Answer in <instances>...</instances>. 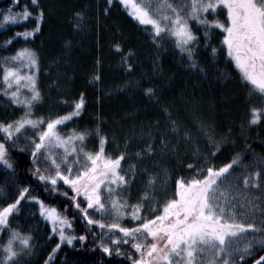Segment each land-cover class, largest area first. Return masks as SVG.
<instances>
[{"label": "snow or ice", "instance_id": "snow-or-ice-1", "mask_svg": "<svg viewBox=\"0 0 264 264\" xmlns=\"http://www.w3.org/2000/svg\"><path fill=\"white\" fill-rule=\"evenodd\" d=\"M112 2L107 0L109 5ZM119 2L140 24L151 26L154 42L159 44L165 36L172 38L193 69L199 64L196 52L201 38L207 41L210 33L221 31V46L226 57L240 70L249 96L258 95L261 100L258 106L253 104L250 107L249 123L264 120V0ZM31 3L36 8L35 12L27 5L21 11H13L19 7V0H12V4L3 10L0 27L9 21L35 20L31 28L17 31L3 41L5 48L17 37L27 41L40 32L44 10L39 7V0H31ZM81 17V13H76L77 20ZM201 28L204 29L202 37ZM114 47L121 49L120 43ZM217 51L216 47H211L213 56ZM130 55L131 50L124 57L128 69L132 68V64L127 63ZM39 71L38 53L27 44L17 48L13 54L0 57V82L3 84L0 93L24 109L16 119L0 120V166L5 169L11 188L6 192L0 186V199L7 201L0 206V233H8L6 242L0 244V264H19L21 254L32 250L31 233H23L10 224V217L24 206L22 202L37 203L40 215L50 223L51 232L59 238L43 264L54 260L61 244L72 245L74 241L88 239L86 233L77 236L66 231V228L72 229L71 219L55 205L33 195L36 189L27 181L22 183L16 176L9 148L17 147L20 135L29 129L34 132V135L26 137L31 146L32 168L29 171L46 186L45 190L50 195L59 193L67 198L65 208L71 205L88 225L99 227L102 231L99 247L108 256L114 251L121 256L127 255L131 264H244L254 244L264 246V229L258 228L254 222L238 218L233 211V201L241 193L240 185L231 183L233 173L239 167L246 172L242 175L245 189L260 187L264 180V165L250 170V165L243 163L239 153L226 163L214 164L213 158L220 151V142L209 136L213 149L204 158V167H196L189 177H176L172 193L163 201L156 196L157 174L145 168V190L136 203L129 204L127 196L118 195L130 188L136 178V166L124 164L128 158L126 150L116 154L107 151L109 138L101 134L98 127L95 130L98 143L94 149L88 148L86 143L90 130H60L66 127L67 122L80 117L86 103L84 93L71 101V110L63 114L36 115L34 106L43 99L38 84ZM99 79L98 74L93 76V80ZM22 89L28 90V94ZM145 91L149 96L155 95L151 87ZM62 102L68 103L66 100ZM164 111L167 113V109ZM170 125L171 131L179 134L176 121L170 120ZM183 134L190 138L187 130ZM161 145L167 146L163 137ZM153 152L152 145L147 144L143 152L136 153V158ZM188 168L191 170L192 165ZM164 175L167 178L166 170ZM162 182L166 183V179ZM145 201L148 209L142 213ZM248 203L252 209L256 208L253 201ZM129 208L131 210L126 211ZM125 216L131 217L132 227L121 223ZM105 238L111 243L105 242ZM241 240L245 241L242 247ZM122 244L130 245L127 253L122 251ZM254 264H264V255H260Z\"/></svg>", "mask_w": 264, "mask_h": 264}, {"label": "trees", "instance_id": "trees-1", "mask_svg": "<svg viewBox=\"0 0 264 264\" xmlns=\"http://www.w3.org/2000/svg\"><path fill=\"white\" fill-rule=\"evenodd\" d=\"M118 1L109 5L107 0H39V7L44 10L40 32L27 41L17 37L7 48L3 41L17 31L31 28L35 20L9 21L0 27V57L13 54L25 44L38 53V84L43 99L34 106V113L46 117L63 114L71 110V101L84 93L86 103L80 117L67 122L61 131L90 130L86 143L94 149L98 127L109 138L107 151L116 154L126 150L128 158L124 164H134L137 172L130 188L120 195L132 203L145 190L147 176L143 169L157 174L156 196L163 201L172 193L176 177H189L196 167H204V158L213 149L209 136L220 142V151L213 158L216 165L228 162L237 153L245 164L264 162V120L249 123V109L257 105V100L249 96L234 61L226 57L221 31L210 33L205 41L204 29L199 30V64L193 69L172 38L165 36L159 44L154 42L151 28L140 24ZM10 4L12 0H0V20ZM24 5L36 11L31 0H19V7L13 11H21ZM76 13L82 14L79 20ZM116 43L121 49L114 47ZM213 46L218 50L215 56L211 53ZM129 50L127 63L132 64L131 69L124 60ZM97 74L100 79L93 80ZM149 87L154 89V96L146 93ZM23 110L0 93V120L16 119ZM170 120L179 125V134L171 131ZM185 130L190 138L184 136ZM161 137L166 147L161 145ZM147 144L152 145L154 152L137 159L136 153L143 152ZM9 152L16 176L36 189L32 194L55 205L71 219V234L88 236L72 245L61 244L50 264H131L127 255L104 253L99 247V227L88 225L71 205L65 208L67 198L45 190L46 186L29 171L32 161L27 152L11 147ZM188 165H192L191 170ZM0 186L11 191L1 166ZM6 202L0 199V206ZM22 204L20 212L11 216L10 224L23 233H31L33 247L30 253L21 254L19 264H43L59 238L42 219L37 203ZM121 249L127 253L130 245L122 244ZM260 255H264V249L245 264H254Z\"/></svg>", "mask_w": 264, "mask_h": 264}, {"label": "rangeland", "instance_id": "rangeland-1", "mask_svg": "<svg viewBox=\"0 0 264 264\" xmlns=\"http://www.w3.org/2000/svg\"><path fill=\"white\" fill-rule=\"evenodd\" d=\"M137 2H139V0H137ZM173 2H175V0H173ZM125 10L128 11L126 8H125ZM146 26L151 28L150 25H146ZM22 92H24L25 94H28V90H26V89H22ZM252 96L257 100V106H258L261 103L260 97L258 95H252ZM7 99H9V98H7ZM32 135H34V132L31 129L22 133L20 135L19 140L17 141L18 146L15 148L23 150L31 156V154H30L31 146L28 144L26 137H29ZM262 165H264V162H262V161H260L258 163L252 162V164L250 165V170L257 168V167H261ZM262 171H264V167H262ZM243 174H246V172H244V170L242 168L237 167L233 173V177L231 178V183L240 185L239 191L241 193V195L237 196L236 199L233 201V203L235 204V208L233 209V211L237 213L238 218L242 217L245 221L254 222V223H256L258 228L264 229V180L261 181L260 187H258V188L250 187L248 189H245L242 186V175ZM2 187L4 188V190L6 192L8 191L5 188V186H2ZM118 195H120V193H118ZM249 200L253 201L256 204L255 209H252L251 204L248 203ZM160 201H162V200L160 199ZM128 202H129V204H134V203H132V201L130 199H128ZM144 204H145V207L142 210V213L148 209V202L145 201ZM130 210H131L130 208L126 209V211H130ZM96 218H101V217L97 216ZM42 219L44 221H46L44 219V217H42ZM46 222L50 225V223L48 221H46ZM106 222H109V221L106 220ZM121 223L124 224L125 226H128V227H132L134 224V222L131 220V217H129V216L123 217L121 220ZM50 227H51V225H50ZM66 231H68L71 234V231L68 230L67 228H66ZM105 231H106V229H105ZM249 234L251 235V233H249ZM1 235H2V237H1ZM7 235H8V233L6 231L0 233V244H3L6 242ZM105 242L111 243V241H108L107 238H105ZM244 242H245L244 240L240 241L241 247L243 246ZM262 249H264V246H261L259 244H254L253 248L251 249V254L249 256L245 257L244 264L250 258L256 256V254L259 253ZM26 254H27V252H26Z\"/></svg>", "mask_w": 264, "mask_h": 264}]
</instances>
